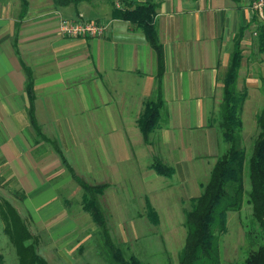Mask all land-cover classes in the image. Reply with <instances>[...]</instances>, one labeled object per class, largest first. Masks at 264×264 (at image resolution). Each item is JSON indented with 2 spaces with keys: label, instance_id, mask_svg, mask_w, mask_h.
I'll return each instance as SVG.
<instances>
[{
  "label": "crops",
  "instance_id": "1",
  "mask_svg": "<svg viewBox=\"0 0 264 264\" xmlns=\"http://www.w3.org/2000/svg\"><path fill=\"white\" fill-rule=\"evenodd\" d=\"M26 1L21 15L19 0H0V195L18 206L14 208L24 214L32 230L49 231V243L60 240L55 246L59 258L73 263L65 246L76 240L70 236L79 226L60 193L68 190L76 195L80 187L69 172L68 167L77 175L68 155L90 157L96 145L103 178L86 182L77 176L89 185L114 190L127 181L138 160L135 145H142L150 159L139 178L141 184H134L143 187L133 214H138L142 202L148 223L161 225V211L165 205L170 209L171 196L182 197L178 201L182 206L201 194L203 183L195 179L191 167L197 155L192 151L180 155V151L185 145L203 149L219 145L214 123L235 37L244 31L243 57L250 46L264 56L258 51L264 20L251 12L254 0H130L157 6L154 24L163 49V106L146 143L138 119L155 94L158 69L144 34L129 22L113 19L105 0L63 8L51 0ZM62 19L103 25L105 34L65 38L59 33ZM27 74L38 131L27 114ZM243 88L247 101L248 87ZM52 145L61 150L66 163ZM154 145L161 146L153 157L173 170L172 177L149 168ZM151 172L175 177L177 189L154 184Z\"/></svg>",
  "mask_w": 264,
  "mask_h": 264
},
{
  "label": "trees",
  "instance_id": "2",
  "mask_svg": "<svg viewBox=\"0 0 264 264\" xmlns=\"http://www.w3.org/2000/svg\"><path fill=\"white\" fill-rule=\"evenodd\" d=\"M21 15L26 12L27 1L19 0ZM57 7L77 6L82 3L92 4L97 0H51ZM111 8V17L129 22L140 30L153 52L157 63L156 90L154 96L147 100L144 110L138 119L139 130L148 143L154 131L163 101L161 96V77L164 68L163 49L158 40L154 24L157 6L150 3H134L130 0H105ZM119 4V7H116ZM241 32L235 37V45L222 79V95L214 123L221 142L227 145L226 151L216 159L201 194L190 201V209L184 212L183 225L186 230L184 245L178 254L177 264H220V254L216 233H223L227 227V214L241 209L243 201L251 206V220L256 224V233L252 240L254 248L248 256L237 264H264V107L256 115L255 122L258 135L250 151L242 146V108L247 98L246 89L237 88L238 75L242 64L243 53L240 46ZM258 51L264 53V31L258 41ZM31 78L27 74L26 92L29 96L27 114L31 127L38 131L34 113V95ZM261 92L264 96V76ZM211 121H209V125ZM55 152L63 159L61 150L52 145ZM157 174L170 178L173 170L158 158H153L149 166ZM69 172L74 182L81 188L84 210L88 212L98 227L112 264H144L135 255L125 256L123 251L115 247L109 237L106 220L99 205L98 197L106 189V185L92 186ZM249 189L245 187V181ZM16 195V193H14ZM246 199V200H245ZM22 200V197H19ZM155 220V213H150ZM150 215V216H151ZM151 216V218H152ZM0 221L3 234L15 249L18 264H49L38 252V239L30 230L27 222L21 218L14 206L0 195ZM1 259V258H0Z\"/></svg>",
  "mask_w": 264,
  "mask_h": 264
},
{
  "label": "rangeland",
  "instance_id": "3",
  "mask_svg": "<svg viewBox=\"0 0 264 264\" xmlns=\"http://www.w3.org/2000/svg\"><path fill=\"white\" fill-rule=\"evenodd\" d=\"M263 75L264 56L256 54L254 47L250 46L244 53L237 81L239 91L247 86L249 92V97L242 108L244 123L242 146L248 151L251 150L258 135L255 117L264 107L263 94L261 92L257 94L253 91V89L261 91L258 89V85L262 84ZM220 100L221 98L218 102ZM217 137L219 145H209L206 149L198 145H185L184 151H180V155L186 154L188 156L190 151L197 155V159L191 163V167L195 179L203 184L208 181L215 160L227 149V145L222 144L218 132ZM160 146L154 145L152 158L156 156ZM94 147L90 157H76V154H74L75 157L68 155V161L74 168L75 173L80 177H84L86 182H96L94 180L98 181L103 178L102 170L98 166L97 146ZM135 147L138 160L131 167L132 170L127 175V181L114 190L107 188L104 191V196L102 198L98 197L99 205L105 216L110 240L115 247L123 251L126 257L135 255L144 264H177L178 254L186 237V230L183 225L184 212L190 209V204L186 201L184 205L180 206L178 201L183 198L171 196V199L168 200L171 203L168 204L170 209L168 210L165 208L166 205L164 206V211H161L162 222L157 227H153L148 223L143 213L145 210L142 202L138 206V214H133L137 211L135 203H138V197H136L139 195L138 190L143 187L140 189L135 187L134 184L136 182L140 183L139 178L145 173V171L142 172L145 162L150 159L146 156V150L142 145H135ZM151 173L150 175L155 177L154 184L158 186L166 184L171 186V190L177 189L175 177L171 180ZM245 187L247 190L249 189L247 180L245 181ZM151 188L154 189V187ZM168 192L169 189L165 191V194ZM81 193L83 194L80 188L76 195H70L68 190L60 193V195L62 194V201L67 203L69 215L76 219L79 226L74 234H70V238L72 240L76 238V240H70L72 242L65 246L68 256L74 261L73 263L65 262L59 258L55 246L60 240L52 245L49 243L51 241L48 236L49 231L32 230L29 222L24 218L30 232L38 239L37 250L39 254L49 264H112V257L108 254V249L103 243L98 227L92 222L90 216L87 214L86 216L83 212L84 201H81ZM4 198L8 199V196H4ZM163 203H165V199L162 198ZM13 206L16 209L18 207ZM251 213V206L243 201L239 211L227 214L226 231L216 233L220 264L240 263L254 248L255 243L252 238L256 233V224L251 220ZM19 215L22 218L24 214L19 213ZM2 230L3 225L0 221V264H18L15 249L10 245Z\"/></svg>",
  "mask_w": 264,
  "mask_h": 264
},
{
  "label": "built area",
  "instance_id": "4",
  "mask_svg": "<svg viewBox=\"0 0 264 264\" xmlns=\"http://www.w3.org/2000/svg\"><path fill=\"white\" fill-rule=\"evenodd\" d=\"M119 7V4H116ZM251 12L264 20V0H254L251 4ZM59 33L69 39L75 38H101L105 34L103 25L77 20H60Z\"/></svg>",
  "mask_w": 264,
  "mask_h": 264
}]
</instances>
